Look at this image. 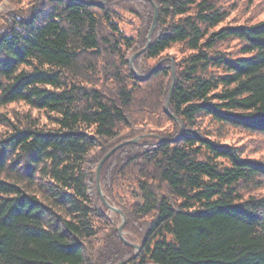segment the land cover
Returning a JSON list of instances; mask_svg holds the SVG:
<instances>
[{
    "label": "trees",
    "instance_id": "1",
    "mask_svg": "<svg viewBox=\"0 0 264 264\" xmlns=\"http://www.w3.org/2000/svg\"><path fill=\"white\" fill-rule=\"evenodd\" d=\"M10 1L0 264H264V160L223 142L264 136V18L232 14L256 0ZM137 136L100 178L138 253L95 171Z\"/></svg>",
    "mask_w": 264,
    "mask_h": 264
},
{
    "label": "rangeland",
    "instance_id": "2",
    "mask_svg": "<svg viewBox=\"0 0 264 264\" xmlns=\"http://www.w3.org/2000/svg\"><path fill=\"white\" fill-rule=\"evenodd\" d=\"M16 5L18 6L19 4H17L16 2H11L10 0H3L0 3V21L4 18V16L6 14H8L11 10H13L15 7H17ZM232 14L235 15V16H233L234 18L236 16L238 17V18H235L236 20H240L242 22H244V21L252 22V21L262 19V18H264V0H256V1H254L253 4H251L249 2H241L237 6L236 12L234 11ZM129 16H131V15H129ZM125 27L127 28L128 32H131V31L134 32V29L129 24H126ZM174 53L177 55L179 54L177 48H173L169 51V54H174ZM135 54L132 55L133 60H134V58H136V57H134ZM132 68L135 69V66L132 65ZM11 108H13V106ZM35 113L38 114V111H36ZM138 139H140V137L137 136V137L131 138L129 140H125L123 142H120L116 146H118V145L123 146L124 144L128 143L129 141H134V140H138ZM219 139H222V137H219ZM223 142L233 144V145H237V146H241L245 151V155L253 157V158H257L260 160H264V136L261 134H250V133L244 132L240 129H232L231 131H229L227 133L226 139H223ZM121 146H119V147H121ZM108 157H107V159H108ZM103 158H102V160H103ZM101 161H100V163H101ZM99 164H98V166H99ZM103 164H102V166H103ZM98 166H96V170H95L97 173H98ZM102 166H101V170H102ZM101 170H100V177H101ZM98 185H99V182H98ZM127 186H130L131 190L133 188H135V187H132L133 185L131 186L130 183ZM99 191H100V195L102 196L103 200L106 202V204L110 208V212H109L108 216L111 219V221L115 224V226L118 229L122 238L125 241L127 240L132 244L140 245L138 241H135L134 234L130 230L125 229V224L127 222L125 214L122 212V210L118 206H116L115 204H111L108 201V199L106 198V194L103 191V188L101 186V178H100ZM121 225H124L122 230L119 229ZM134 247L136 248L135 249L136 253H138L140 251V249H138L136 246H134Z\"/></svg>",
    "mask_w": 264,
    "mask_h": 264
},
{
    "label": "water",
    "instance_id": "3",
    "mask_svg": "<svg viewBox=\"0 0 264 264\" xmlns=\"http://www.w3.org/2000/svg\"><path fill=\"white\" fill-rule=\"evenodd\" d=\"M157 19H158V9H157V7H156V16H155V20H154V23H153V29H154V27H155L156 24H157ZM144 49H145V48H144ZM144 49H142V50H140L139 52H137V53L135 54L134 57H136V56H138L139 54H141V53L144 51ZM134 57H133V58H134ZM131 61H133V59H132ZM119 146H121V145H118V146L114 147L110 152H108V153L106 154V156L103 158V160L101 161V163L99 164V166H98L97 180H98V182H99V188H100V170H101V166H102V164L104 163V161L107 159V157H108L113 151H115ZM100 190H101V189H100ZM123 227H124V225H121L119 229L122 230ZM126 242L130 243V242L127 241V240H126ZM130 244H132V243H130ZM132 245L136 246L138 249L141 248L140 245H136V244H132Z\"/></svg>",
    "mask_w": 264,
    "mask_h": 264
},
{
    "label": "bare ground",
    "instance_id": "4",
    "mask_svg": "<svg viewBox=\"0 0 264 264\" xmlns=\"http://www.w3.org/2000/svg\"><path fill=\"white\" fill-rule=\"evenodd\" d=\"M143 53V52H142ZM146 145V144H145Z\"/></svg>",
    "mask_w": 264,
    "mask_h": 264
}]
</instances>
